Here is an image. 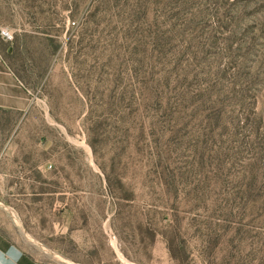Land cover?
I'll list each match as a JSON object with an SVG mask.
<instances>
[{
    "label": "rangeland",
    "instance_id": "rangeland-1",
    "mask_svg": "<svg viewBox=\"0 0 264 264\" xmlns=\"http://www.w3.org/2000/svg\"><path fill=\"white\" fill-rule=\"evenodd\" d=\"M1 29L35 97L1 228L42 264H264V0H0Z\"/></svg>",
    "mask_w": 264,
    "mask_h": 264
},
{
    "label": "crops",
    "instance_id": "crops-1",
    "mask_svg": "<svg viewBox=\"0 0 264 264\" xmlns=\"http://www.w3.org/2000/svg\"><path fill=\"white\" fill-rule=\"evenodd\" d=\"M0 126L3 123L14 122L15 113L19 120L28 114L33 100L35 99L30 87L18 76L14 69L7 63L4 54L8 53L9 44L0 36ZM15 129L9 135L5 132V147L0 150V170L3 168L14 169L15 164L23 170L29 168L30 162L18 156L15 147L9 146L14 137ZM1 135V133H0ZM24 149V148H23ZM17 158V162H15ZM40 168V165L38 166ZM7 177L0 174V184ZM24 179V178H23ZM1 200H4L0 196ZM1 212V211H0ZM5 215V211H2ZM39 253L30 248L28 243L12 237L0 227V264H42ZM105 264V263H103ZM117 264H126L118 262Z\"/></svg>",
    "mask_w": 264,
    "mask_h": 264
},
{
    "label": "built area",
    "instance_id": "built-area-1",
    "mask_svg": "<svg viewBox=\"0 0 264 264\" xmlns=\"http://www.w3.org/2000/svg\"><path fill=\"white\" fill-rule=\"evenodd\" d=\"M0 35L5 39V40H10L11 39V35H10V33H9V31L8 30H6V29H1V31H0Z\"/></svg>",
    "mask_w": 264,
    "mask_h": 264
}]
</instances>
